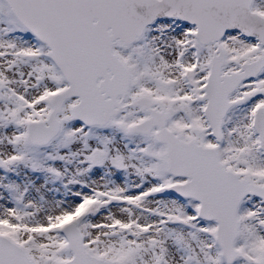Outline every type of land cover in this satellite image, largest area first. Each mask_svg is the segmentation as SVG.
<instances>
[{"label":"snow or ice","instance_id":"snow-or-ice-1","mask_svg":"<svg viewBox=\"0 0 264 264\" xmlns=\"http://www.w3.org/2000/svg\"><path fill=\"white\" fill-rule=\"evenodd\" d=\"M0 264H264V0H0Z\"/></svg>","mask_w":264,"mask_h":264}]
</instances>
